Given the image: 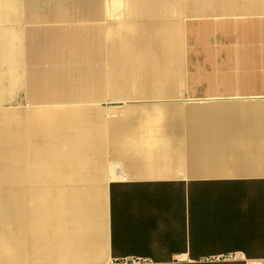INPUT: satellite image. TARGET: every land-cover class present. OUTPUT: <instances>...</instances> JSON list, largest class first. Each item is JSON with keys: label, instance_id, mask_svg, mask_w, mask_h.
<instances>
[{"label": "crops", "instance_id": "obj_1", "mask_svg": "<svg viewBox=\"0 0 264 264\" xmlns=\"http://www.w3.org/2000/svg\"><path fill=\"white\" fill-rule=\"evenodd\" d=\"M0 264H264V0H0Z\"/></svg>", "mask_w": 264, "mask_h": 264}, {"label": "rangeland", "instance_id": "obj_2", "mask_svg": "<svg viewBox=\"0 0 264 264\" xmlns=\"http://www.w3.org/2000/svg\"><path fill=\"white\" fill-rule=\"evenodd\" d=\"M184 23H180L179 25H175L176 27H177V30H178V34H179V37H180V50H181V47H183V49H184V44H183V46H182V42H183V37H184V34H183V28H184ZM167 25H163V33H165V27H166ZM186 30H187V25H185V33H186ZM110 31V30H109ZM109 34H110V32H109ZM166 34V33H165ZM145 35H147L146 36V42H145V46L146 47H148L147 48V51H149L148 53H147V51L145 52V54H147V56H146V59H145V62H146V65L143 67V65L142 66H140V68L141 69H144L145 68V70L149 73V74H153L154 73V71L156 70V71H158L159 69H160V67H159V65H158V63L157 62H155V61H157V56H156V54L155 53H151V51L153 52L154 50L153 49H155V51L157 50H164L163 48H164V45H163V43H162V40H161V38H160V40H159V42H157V41H155V46H156V44L158 43L161 47L160 48H154V46H153V35H151V33L149 32V31H147L146 33H145ZM162 37V36H161ZM187 37V34H185V40L187 39L186 38ZM155 39V38H154ZM126 44V43H125ZM157 44V45H158ZM157 47V46H156ZM164 52V51H163ZM162 52V53H163ZM181 55H182V50H181V53H180ZM116 55V54H115ZM115 55L113 56L114 58H115ZM181 55H180V57L178 58V61H177V66L176 67H178V69H179V73H180V76H179V79L181 80L182 79V76H183V69H184V66H183V64L181 65ZM117 60H119V59H117ZM117 60L113 63V64H115V63H117ZM174 66V65H173ZM175 67V68H176ZM114 69H115V75H117L116 73L118 72L117 71V66L115 65V67H113ZM164 68V67H163ZM176 71H177V69H176ZM113 74V75H114ZM115 75H114V78H116L115 77ZM179 80V81H180ZM107 106H106V108L107 109H110L111 110V108H113V105L112 104H106ZM25 107V106H24ZM68 108H85V107H71V106H68V107H52V108H36V109H26V111H36V110H52V109H68ZM86 108H88V107H86ZM92 108V107H91ZM117 108H121V107H119V105H118V107ZM114 109V108H113ZM10 111V110H9ZM102 153V152H101ZM106 195H107V190L105 189V197H106Z\"/></svg>", "mask_w": 264, "mask_h": 264}, {"label": "built area", "instance_id": "obj_3", "mask_svg": "<svg viewBox=\"0 0 264 264\" xmlns=\"http://www.w3.org/2000/svg\"><path fill=\"white\" fill-rule=\"evenodd\" d=\"M235 257H236V254H235V253L230 254V255L227 256V258H230V259H233V258H235Z\"/></svg>", "mask_w": 264, "mask_h": 264}]
</instances>
